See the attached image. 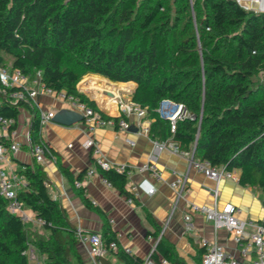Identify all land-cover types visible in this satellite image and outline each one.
I'll return each mask as SVG.
<instances>
[{"label":"trees","instance_id":"16d2710c","mask_svg":"<svg viewBox=\"0 0 264 264\" xmlns=\"http://www.w3.org/2000/svg\"><path fill=\"white\" fill-rule=\"evenodd\" d=\"M0 65L31 77L40 70L46 87L93 109L95 102L76 88L85 74L135 82L131 99L145 107L151 139H171L195 159L237 170L238 184L259 190L264 203V13L234 0H0ZM162 99L181 103L185 111L174 130L157 114ZM21 108L30 113L29 143L45 145L49 154L33 101L0 94L1 117L16 119ZM7 140L0 136V142ZM32 161L17 169L24 183L16 198L43 219L47 236L29 241V221L10 212L0 196V264H34L24 252L29 244L45 254L42 264H83L75 228L47 194L39 162ZM96 167L109 185L135 201L124 171ZM77 192L92 206L82 187ZM101 235L114 238L108 228ZM190 242L200 264L204 247ZM158 255L187 264L162 236L151 253ZM116 257L123 264L141 262L121 249Z\"/></svg>","mask_w":264,"mask_h":264},{"label":"crops","instance_id":"0c3cea01","mask_svg":"<svg viewBox=\"0 0 264 264\" xmlns=\"http://www.w3.org/2000/svg\"><path fill=\"white\" fill-rule=\"evenodd\" d=\"M83 78H87L90 82H81ZM83 78L80 80L82 87L77 84V90L92 99L97 109L113 115L116 114V102L131 99L135 87L133 81L113 82L105 78V82L121 84L123 89L116 90V93L108 89L99 91L98 88L91 86V81H102L104 77L87 73ZM32 101L39 110L54 112L60 107L74 108L68 100L60 99L42 90H39ZM112 106H114L113 110H108ZM29 120V111L21 108L13 130L9 131L0 126L1 137L8 141H17L20 145L11 155V161L6 163V166H11L16 171L24 164L33 163L27 144ZM146 121L149 124L151 119L146 118ZM127 122V127L123 129L105 125L90 131L85 129L82 121L63 125L50 119L41 125V139L50 149V153L38 163L45 177L43 182L47 194L64 210L68 222L75 229L100 234L104 228H108L114 237L112 239L116 240L119 246H127L131 254L139 258L150 252L152 241H148L145 236L155 230L171 243L187 264H196V250L190 240L200 246L198 243L200 237L221 243L235 257L241 258L228 232L223 228L214 230L211 223L199 213L191 214L192 230L189 233L184 231L182 217L186 203L210 204L212 202L210 191L214 185L210 178L190 167L185 156L171 152L169 149H161L157 155V164L162 177L160 181H154L146 171L133 170L127 176L125 187L133 194L135 201L128 202L127 197L120 194L116 188L103 182V176L94 163L91 149L83 147V142L87 137H92L97 141L99 155L103 160L112 164L125 162L137 167L146 161L152 140L148 134L140 131L134 115L127 116ZM56 159L69 171L73 181L61 172ZM88 169H93V173L87 174ZM172 170L185 175L186 185L180 194L169 186ZM234 172L238 175L237 170ZM79 173L81 174L77 179ZM74 181H78L79 186L74 185ZM141 181L152 183L155 190L148 194L144 187L138 186ZM78 187L83 188L84 196L92 206L84 203L77 192ZM225 201L239 205L242 209V217H250L254 220H259L261 217L263 201L257 189L241 186L232 179H222L218 184L217 204L220 205ZM25 211L31 217L30 225L35 223L34 213L28 208H25ZM44 232L45 236L47 231L44 229ZM75 246L83 264H100V261L123 264L114 251L94 259L84 246L78 243ZM42 255L45 257V254Z\"/></svg>","mask_w":264,"mask_h":264},{"label":"built area","instance_id":"2783aa9c","mask_svg":"<svg viewBox=\"0 0 264 264\" xmlns=\"http://www.w3.org/2000/svg\"><path fill=\"white\" fill-rule=\"evenodd\" d=\"M239 7L245 10H252L256 13H264V0H234ZM42 90L45 93L53 94L60 99L68 100L74 105V110L83 115L81 120L85 129L90 131L95 127L111 125L123 129L128 125L127 116L134 115L137 119V124L141 132L147 134L148 123L146 121V109L132 99L119 100L116 102V114L118 120L114 121L111 113L103 112L99 109H93L85 103L79 101L72 95H65L63 90L54 91L46 87L40 81V70H36L35 75L31 77L19 70H9L7 66L0 65V94L7 95L14 100L29 101ZM159 117L168 120L170 130H174L176 119L185 114L181 103L173 102L169 99L160 100L157 108ZM53 111L39 110V122L43 125L51 119ZM15 123L13 117H1L0 126L8 128ZM152 140V146L145 162L137 167L121 162L112 164L103 160L99 155V147L97 141L92 137H87L83 142V147L91 149L94 157V163L101 168H114L117 171H124L126 176H129L133 170L146 171L154 181L162 180L161 171L157 164V155L161 149H169L171 152L181 154L187 158L188 165L210 178L214 185L211 188L212 202L196 203L187 202L183 213V228L189 233L192 230L191 214L196 212L201 214L209 221L214 230L223 228L228 232L231 241L241 256L235 257L230 251L217 241H208L200 237L198 243L204 247L201 254L200 264H264V203L262 206V214L259 220H254L250 217H242V209L239 205L230 201H225L220 205L217 204L218 184L222 179H232L237 181L238 175L234 170H225L220 166H213L208 160L195 159L192 152L184 151L179 148L177 142L171 139L162 141ZM30 148L31 155L36 162H41L48 152L45 145L41 143H27ZM20 145L17 141L0 142V196L7 200V209L10 212L19 216L21 221H29L31 217L26 213L25 207L17 200L16 192L23 185V179L18 175L15 168L6 166V163L11 161L10 157L19 149ZM93 169H88L87 174H92ZM172 179L169 181V186L180 194L186 185L184 174L177 173L172 170ZM103 182L109 184L103 177ZM74 185L79 186L78 181H74ZM138 186L144 187L148 194H151L155 187L152 183L141 181ZM127 201H132L131 197H127ZM36 223L42 225L43 219L33 216ZM78 244L85 247L88 254L98 259L105 256L108 252H116L118 249L125 253L131 254L127 246H119L116 240L106 241L99 232H87L75 229L73 232ZM161 233L158 231L156 235L146 234V239L152 241V247L148 255L141 258L140 264H171L166 258L158 255L156 258L151 256L157 240ZM30 259L35 257L34 246L29 244L24 251Z\"/></svg>","mask_w":264,"mask_h":264},{"label":"rangeland","instance_id":"374dc122","mask_svg":"<svg viewBox=\"0 0 264 264\" xmlns=\"http://www.w3.org/2000/svg\"><path fill=\"white\" fill-rule=\"evenodd\" d=\"M83 78V77H82ZM81 78V79H82ZM80 79V80H81ZM79 80V81H80ZM78 81V82H79ZM77 82V84H79ZM95 82H96V84H97V86H98V90L99 91H102V90H106V89H108L109 87H105V83H107V82H105V81H99V80H95ZM77 84H76V87H77ZM105 84V85H104ZM106 86H112V85H106ZM125 91V90H124ZM113 100V99H112ZM114 101H115V99H114ZM26 232H27V235H28V240L29 241H33L35 238H37V237H39V236H42V237H45L47 234H45V236H44V234L43 233H45L44 232V228H43V226L42 225H40V224H38V223H34L33 222V224H31L30 225V222L26 225ZM47 233V232H46ZM75 249H76V247H75ZM34 251H35V253H34V255H35V257L33 258V259H31V262H33L34 264H42L43 263V260H44V256L41 254V253H39L38 252V250H36L35 248H34ZM76 251H77V253L79 254V252H78V250L76 249ZM80 255V254H79ZM69 259H70V261H73V257H69ZM192 264H194V263H192ZM197 264V263H196Z\"/></svg>","mask_w":264,"mask_h":264},{"label":"water","instance_id":"95a60500","mask_svg":"<svg viewBox=\"0 0 264 264\" xmlns=\"http://www.w3.org/2000/svg\"><path fill=\"white\" fill-rule=\"evenodd\" d=\"M82 119L83 115L80 112L66 107L57 108L51 117L52 121L63 125H70Z\"/></svg>","mask_w":264,"mask_h":264},{"label":"bare ground","instance_id":"6f19581e","mask_svg":"<svg viewBox=\"0 0 264 264\" xmlns=\"http://www.w3.org/2000/svg\"><path fill=\"white\" fill-rule=\"evenodd\" d=\"M87 78H83L82 80H81V82H83V83H86L85 81H88V82H90L88 79L86 80ZM102 81H106V79L104 78V79H102ZM81 82L79 81L78 83L80 84V86L82 87V84H81ZM90 84V83H89ZM91 86L93 87V88H98V86H97V84H96V82H95V80L93 81H91ZM112 85L111 87L110 86H106V85ZM104 85H105V87H109L108 88V90H111V91H113L114 93H116V90H118V89H123V86L121 85V84H118V83H105ZM99 89V88H98Z\"/></svg>","mask_w":264,"mask_h":264}]
</instances>
